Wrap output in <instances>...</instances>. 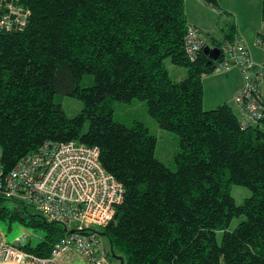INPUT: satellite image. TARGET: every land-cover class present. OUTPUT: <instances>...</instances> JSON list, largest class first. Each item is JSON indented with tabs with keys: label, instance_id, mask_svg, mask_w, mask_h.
Masks as SVG:
<instances>
[{
	"label": "trees",
	"instance_id": "trees-1",
	"mask_svg": "<svg viewBox=\"0 0 264 264\" xmlns=\"http://www.w3.org/2000/svg\"><path fill=\"white\" fill-rule=\"evenodd\" d=\"M185 1L18 0L30 10L26 25L0 30V169L9 172L45 141L78 139L99 148L101 165L124 188L112 219L85 228L108 241L110 264H264V117L243 126L230 104L204 109L202 76L215 70L235 26L221 41L207 37L216 60L202 48L191 61ZM201 1L220 9L218 0ZM166 58L185 78H170ZM85 74L89 87L81 86ZM56 94L78 98L81 111L68 116ZM134 100L178 136L175 170L155 157L145 124L114 121L115 103ZM231 185L251 196L237 205ZM32 208L0 195V220L41 230L40 242L22 248L47 257L70 229ZM235 217L244 218L227 230Z\"/></svg>",
	"mask_w": 264,
	"mask_h": 264
},
{
	"label": "built area",
	"instance_id": "built-area-1",
	"mask_svg": "<svg viewBox=\"0 0 264 264\" xmlns=\"http://www.w3.org/2000/svg\"><path fill=\"white\" fill-rule=\"evenodd\" d=\"M30 15L18 0H0V30L23 28ZM207 37L188 24L184 49L193 61L206 46ZM256 45L264 50V27L256 35ZM221 58L214 71L237 67L243 84L234 97L241 124H255L264 117V62L255 63L248 46L239 35L222 45ZM97 146L78 139L45 141L37 150L21 157L7 173L0 169V195L32 206L48 222L65 225L76 222L77 229L57 240L51 253L42 257L24 250L28 233L14 243L0 244V264H60L65 254L79 256L83 264H110L103 239L87 227H103L122 203L123 185L107 172L99 160Z\"/></svg>",
	"mask_w": 264,
	"mask_h": 264
},
{
	"label": "rangeland",
	"instance_id": "rangeland-1",
	"mask_svg": "<svg viewBox=\"0 0 264 264\" xmlns=\"http://www.w3.org/2000/svg\"><path fill=\"white\" fill-rule=\"evenodd\" d=\"M219 2V1H218ZM220 6V4H219ZM262 6V5H261ZM221 8V6H220ZM237 10V7H236ZM218 17V16H217ZM227 14H220L218 20L215 22L208 19H204L201 24L202 31L205 33L206 37L215 38L216 40L221 41L223 38V30H226V25L228 24ZM164 64L169 72L170 78L177 82L185 78L186 69L181 66H177L171 63L170 58L164 59ZM185 73V76L182 75ZM93 83V76L91 74H85L81 82L82 87H89ZM55 103H58L63 108L64 112L68 116H74L78 114L82 109V102L75 97H69L62 94H56L54 96ZM113 119L116 122L125 124L127 127H130L134 121H140L149 129L150 133L156 137L155 145V157L163 162L170 169L175 170L176 165L174 162V155L180 150L178 136L172 132L166 131L158 125V123L152 119L148 112L147 106L144 101L134 100L131 103L116 102L114 105ZM86 125L84 126L85 129ZM230 194L234 198V201L237 205H240L245 198L251 196V191L239 185L230 186ZM8 205H11L10 202H7ZM31 209V208H30ZM33 209V208H32ZM244 217H235L233 218L227 230H233L235 226L241 221ZM70 230L77 229V223L73 222L68 224ZM100 229L99 227H95ZM23 232L28 233L29 243L36 245L41 241L43 237V232L41 230L26 228L20 226L17 222H9L8 220H0V240L5 238L2 243H14L16 237L21 235ZM222 232H217L216 237L218 242H220L222 237ZM103 237V236H102ZM104 244L108 249V241L103 237ZM6 240V241H5ZM60 264H83L79 256L75 254H65L60 259ZM112 264H116V261L111 260Z\"/></svg>",
	"mask_w": 264,
	"mask_h": 264
},
{
	"label": "crops",
	"instance_id": "crops-1",
	"mask_svg": "<svg viewBox=\"0 0 264 264\" xmlns=\"http://www.w3.org/2000/svg\"><path fill=\"white\" fill-rule=\"evenodd\" d=\"M221 8L215 9L201 0H186L185 13L188 24L202 29L204 19L218 20L220 14H227V23L235 26L234 35H239L248 46L255 63L264 62V50L255 41L258 30L262 27V0H218ZM237 7V10H236ZM218 16V17H217ZM185 76V73L183 74ZM243 84L242 75L237 67L227 72L213 71L202 76L203 107L212 109L220 104H230L235 109L234 97ZM264 97V85L262 86ZM236 110V109H235ZM5 238H2V242ZM6 241V240H5ZM30 244V243H29Z\"/></svg>",
	"mask_w": 264,
	"mask_h": 264
},
{
	"label": "water",
	"instance_id": "water-1",
	"mask_svg": "<svg viewBox=\"0 0 264 264\" xmlns=\"http://www.w3.org/2000/svg\"><path fill=\"white\" fill-rule=\"evenodd\" d=\"M205 53H209L210 57L214 60H216L218 58V55L220 53V51L217 48H209L208 46H205L203 48Z\"/></svg>",
	"mask_w": 264,
	"mask_h": 264
}]
</instances>
